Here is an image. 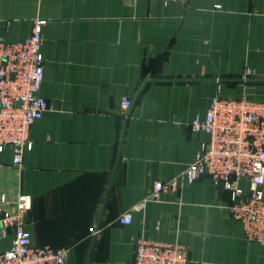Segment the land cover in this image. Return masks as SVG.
Segmentation results:
<instances>
[{
    "label": "crops",
    "instance_id": "crops-1",
    "mask_svg": "<svg viewBox=\"0 0 264 264\" xmlns=\"http://www.w3.org/2000/svg\"><path fill=\"white\" fill-rule=\"evenodd\" d=\"M35 18L47 21L49 109L21 167L0 153L3 208L32 198V245L69 247L67 264H133L143 237L187 246L189 264H264V244L247 239L211 177L150 199L195 159L207 135L190 125L215 97L264 101V0H0V39L28 38Z\"/></svg>",
    "mask_w": 264,
    "mask_h": 264
},
{
    "label": "built area",
    "instance_id": "built-area-1",
    "mask_svg": "<svg viewBox=\"0 0 264 264\" xmlns=\"http://www.w3.org/2000/svg\"><path fill=\"white\" fill-rule=\"evenodd\" d=\"M187 3L189 0H165ZM45 19L35 18L31 35L20 41L0 39V153L12 151V163L22 166L25 151L32 148L31 126L49 109L47 99L39 94L44 78L42 53ZM254 74L248 70L247 77ZM133 105L122 101V114ZM191 131L205 133L195 159L181 175L168 181H156L150 199L158 200L163 191H177L183 182L194 183L201 176L211 177L232 193L230 211L245 228L249 241L264 244V101L215 97L204 117L196 115ZM250 183L248 192L240 181ZM7 199L0 197V239L10 230L14 238L9 249L0 252V264H67L70 248L33 246L26 229V216L32 198L20 195L16 212L3 208ZM131 211L119 217L130 224ZM189 248L178 243L161 244L139 237L135 244L133 264H189Z\"/></svg>",
    "mask_w": 264,
    "mask_h": 264
}]
</instances>
